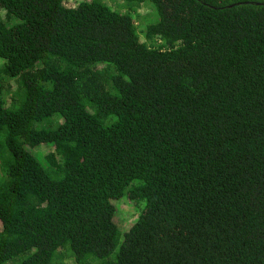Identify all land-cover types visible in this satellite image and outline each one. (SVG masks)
<instances>
[{"label":"trees","instance_id":"trees-1","mask_svg":"<svg viewBox=\"0 0 264 264\" xmlns=\"http://www.w3.org/2000/svg\"><path fill=\"white\" fill-rule=\"evenodd\" d=\"M0 264H264V0H0Z\"/></svg>","mask_w":264,"mask_h":264},{"label":"rangeland","instance_id":"rangeland-1","mask_svg":"<svg viewBox=\"0 0 264 264\" xmlns=\"http://www.w3.org/2000/svg\"><path fill=\"white\" fill-rule=\"evenodd\" d=\"M152 11H153V7H151V5H148L147 7L144 8V11L139 14V15L142 16V18L140 16V18L138 20V29H139L140 34L142 33V27H145L146 26V18L148 17L147 15H150V13ZM117 203H115L116 204V207H117ZM120 208H122V206ZM122 209H124V207ZM117 214H120V211L119 210H118ZM120 215L117 217V220L120 218ZM118 228H119L120 231H125V229H126L124 225L118 226Z\"/></svg>","mask_w":264,"mask_h":264}]
</instances>
